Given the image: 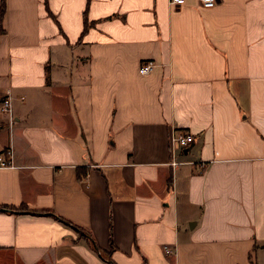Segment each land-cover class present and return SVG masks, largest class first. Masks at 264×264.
<instances>
[{
  "label": "crops",
  "instance_id": "crops-1",
  "mask_svg": "<svg viewBox=\"0 0 264 264\" xmlns=\"http://www.w3.org/2000/svg\"><path fill=\"white\" fill-rule=\"evenodd\" d=\"M5 4L0 264H264V0Z\"/></svg>",
  "mask_w": 264,
  "mask_h": 264
},
{
  "label": "built area",
  "instance_id": "built-area-1",
  "mask_svg": "<svg viewBox=\"0 0 264 264\" xmlns=\"http://www.w3.org/2000/svg\"><path fill=\"white\" fill-rule=\"evenodd\" d=\"M218 0H200L201 6L208 8L211 6H214ZM186 3V0H170V4L174 6L183 5ZM156 66V62L154 59L151 60H145L143 61L139 66V72L142 74H149L151 70ZM10 112L12 111L11 107V99L9 97H6L4 100L0 103V112ZM195 138L194 135L190 132L186 131H178L173 132L170 135V146L173 147V149L181 148V149H187L192 142H194ZM13 163V152L11 148H6V150L2 151L0 154V165L1 166H7L11 165ZM174 163H177V161H174ZM165 250L168 253H172L173 249H171L169 246H165Z\"/></svg>",
  "mask_w": 264,
  "mask_h": 264
},
{
  "label": "trees",
  "instance_id": "trees-1",
  "mask_svg": "<svg viewBox=\"0 0 264 264\" xmlns=\"http://www.w3.org/2000/svg\"><path fill=\"white\" fill-rule=\"evenodd\" d=\"M6 6H7V5L5 4V0H1L0 33H1L2 30H3V27H2L3 19H2V18H3V15H4L5 11H6ZM6 208H8V209H10V210H14V209H15V211H23V210H26V209H27L25 205L20 206V207L9 206V205H8V207H6Z\"/></svg>",
  "mask_w": 264,
  "mask_h": 264
}]
</instances>
